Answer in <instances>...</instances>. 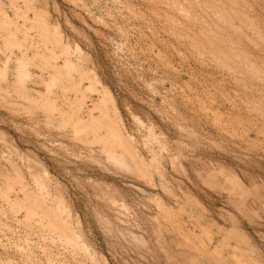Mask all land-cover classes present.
Listing matches in <instances>:
<instances>
[{"label": "rangeland", "instance_id": "rangeland-1", "mask_svg": "<svg viewBox=\"0 0 264 264\" xmlns=\"http://www.w3.org/2000/svg\"><path fill=\"white\" fill-rule=\"evenodd\" d=\"M0 264H264V0H0Z\"/></svg>", "mask_w": 264, "mask_h": 264}]
</instances>
